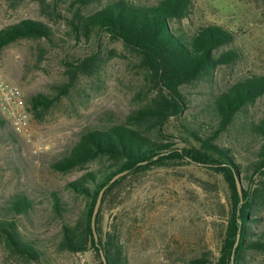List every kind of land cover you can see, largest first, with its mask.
Wrapping results in <instances>:
<instances>
[{
  "label": "trees",
  "instance_id": "trees-1",
  "mask_svg": "<svg viewBox=\"0 0 264 264\" xmlns=\"http://www.w3.org/2000/svg\"><path fill=\"white\" fill-rule=\"evenodd\" d=\"M99 1L53 0L69 14L67 22L75 41L102 33L135 53L153 96L128 117L130 125L87 128L66 153L50 162L52 171L63 174L96 160L103 163L96 171H87L65 185L71 196L82 199L76 212L61 192L52 190L46 196L50 216L59 225L57 251L89 253L95 264H104L101 250L106 264H127L115 221L104 223L103 219L106 209L113 206L115 194L147 171L194 163L220 176L225 185V217L213 261L193 257L190 262L252 264L254 256H264V224L259 216L264 207V116L254 118L249 108L264 97V75L241 78L193 104L186 93L188 86L203 80L212 83L216 69L237 61L238 52L230 48L234 33L214 24L184 26L194 9L192 0H157L149 5L116 0L83 13L86 6ZM41 39L52 42L53 31L39 20L22 19L0 28V50L20 40ZM98 60L93 54L79 65L67 63L70 69L65 83L53 85V93H37L25 99L36 120L40 121L68 92L79 73L90 74ZM230 133L239 139L240 150L219 143ZM19 141L23 140L0 112V143L14 146ZM247 153L253 158L249 160ZM235 176L242 185L241 196ZM243 180L248 182L246 186ZM104 187L94 220L95 242L92 213ZM37 204L36 197L25 191L13 193L0 203V239L8 256L20 264H49L46 249L33 235Z\"/></svg>",
  "mask_w": 264,
  "mask_h": 264
},
{
  "label": "rangeland",
  "instance_id": "rangeland-1",
  "mask_svg": "<svg viewBox=\"0 0 264 264\" xmlns=\"http://www.w3.org/2000/svg\"><path fill=\"white\" fill-rule=\"evenodd\" d=\"M116 0H100L83 9L89 14ZM149 5L157 0H125ZM194 9L184 26L214 24L234 33L231 49L238 59L216 69L212 83L188 86L193 104L254 74L264 75V0H192ZM69 14L53 0H0V27L22 19L39 20L53 31L52 42L20 40L0 50V79L18 86L24 99L37 93H53V85L68 79L67 63L74 66L96 54L99 65L90 74H78L65 95L43 114L31 112L30 143H0V203L9 195L25 191L36 197L38 217L33 235L46 249L49 264H95L91 255L59 252V225L49 212L46 196L57 190L68 199L73 212L82 199L71 196L65 185L87 171L103 166L100 160L69 173H56L50 162L64 153L87 128H107L128 123V117L153 96L151 83L138 68L137 55L102 33L75 41L67 22ZM264 116V97L249 108ZM173 122V121H172ZM153 133V128L148 130ZM235 133L225 134L221 145L241 149ZM39 148L32 154L33 148ZM249 160L253 155L247 153ZM248 160V161H249ZM248 182L243 180V185ZM225 185L220 176L194 163L172 164L147 171L126 183L106 209L104 223L115 221L127 255V264H192L193 257L217 255L221 222L225 217ZM264 224V207L259 211ZM252 264H264L257 255ZM0 264H20L8 256L0 239ZM32 264V263H30Z\"/></svg>",
  "mask_w": 264,
  "mask_h": 264
},
{
  "label": "built area",
  "instance_id": "built-area-1",
  "mask_svg": "<svg viewBox=\"0 0 264 264\" xmlns=\"http://www.w3.org/2000/svg\"><path fill=\"white\" fill-rule=\"evenodd\" d=\"M0 112L13 131L22 140L30 143L32 140L30 130L31 112L23 97L22 90L2 79H0ZM39 151L40 149L35 147L31 152L37 154Z\"/></svg>",
  "mask_w": 264,
  "mask_h": 264
},
{
  "label": "water",
  "instance_id": "water-1",
  "mask_svg": "<svg viewBox=\"0 0 264 264\" xmlns=\"http://www.w3.org/2000/svg\"><path fill=\"white\" fill-rule=\"evenodd\" d=\"M122 174H119V175H116L111 181L110 183H112L113 181H115L118 177H120ZM235 184H236V188H237V191H238V194L239 196H241V191H242V185H241V182H240V179L239 177L235 176ZM106 189V187H104L98 194V197L96 199V202H95V205H94V208H93V213H92V221H91V226H92V230H93V236H94V240L95 242L98 241V238H97V234L95 232V225H94V220H95V216L98 212V209H99V206L101 204V199H102V196H103V192L104 190ZM99 255H100V258L102 260V262L104 264H106V260H105V257L103 255V252L101 250H99Z\"/></svg>",
  "mask_w": 264,
  "mask_h": 264
}]
</instances>
